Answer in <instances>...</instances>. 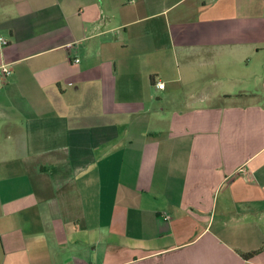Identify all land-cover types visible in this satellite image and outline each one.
Wrapping results in <instances>:
<instances>
[{"label": "crops", "instance_id": "obj_1", "mask_svg": "<svg viewBox=\"0 0 264 264\" xmlns=\"http://www.w3.org/2000/svg\"><path fill=\"white\" fill-rule=\"evenodd\" d=\"M262 247L264 0H0V264Z\"/></svg>", "mask_w": 264, "mask_h": 264}, {"label": "built area", "instance_id": "obj_2", "mask_svg": "<svg viewBox=\"0 0 264 264\" xmlns=\"http://www.w3.org/2000/svg\"><path fill=\"white\" fill-rule=\"evenodd\" d=\"M6 42L5 41H2V45H5ZM75 62L77 63L78 60H75ZM3 72H5L6 74L8 73L7 70H4ZM156 88H158L159 90H162L164 88V85L162 83H156L155 84Z\"/></svg>", "mask_w": 264, "mask_h": 264}, {"label": "trees", "instance_id": "obj_3", "mask_svg": "<svg viewBox=\"0 0 264 264\" xmlns=\"http://www.w3.org/2000/svg\"><path fill=\"white\" fill-rule=\"evenodd\" d=\"M263 248H264V247H262V248L258 249V250H257V251H255V252H251V253H249V254L243 255V257H244V258H249V257H252V256H254V255L258 254L260 251H262V250H263Z\"/></svg>", "mask_w": 264, "mask_h": 264}]
</instances>
